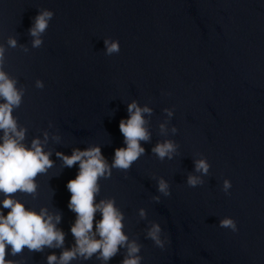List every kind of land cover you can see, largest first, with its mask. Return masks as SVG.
I'll list each match as a JSON object with an SVG mask.
<instances>
[{"label":"clouds","instance_id":"9594fccd","mask_svg":"<svg viewBox=\"0 0 264 264\" xmlns=\"http://www.w3.org/2000/svg\"><path fill=\"white\" fill-rule=\"evenodd\" d=\"M54 12L42 8L33 18L28 30L31 37V48L42 47L43 36L46 33ZM104 52L112 56L120 52L118 40L105 38ZM9 48H20L29 53L28 45L20 44L16 36H8L5 43H0V264H19L18 261L8 259L10 254L16 257L25 249L29 252H43L48 249H62L59 255L52 253L47 256V264H71L72 261H88L94 256L100 264H109V261L124 251L120 264H141L140 255L143 245L138 239H132L125 232V214L117 206L115 197L100 198L101 180L111 178L113 170L127 173L146 151L143 143L151 142L149 125L153 109L145 104L140 106L133 100L127 105L128 117L119 121V131L123 135L124 147L114 150L111 162L102 154L101 146L90 144L84 149L73 148L70 155L61 151H54L49 143L60 144L62 137L58 132L42 131V136H35L30 143L26 142L28 127L19 122L14 112L21 107L26 94V86L19 83L18 77L5 70L6 53ZM35 87L43 89L42 80H35ZM170 95V93H168ZM168 119L158 125L159 134L167 137L169 133L176 135L175 126L168 127L174 115L173 109L165 108ZM49 129L53 124L49 122ZM179 145L172 139H164L152 147L151 152L161 162L172 160L178 155ZM62 161V167L72 168L78 165V172L74 179L67 182L70 192L68 208L75 213L76 219L70 228L74 244L65 247V232L58 227L61 222V213L50 211L47 206L38 210L30 208L17 198V193L37 196V177L47 174L53 168L55 161ZM194 172L187 175L186 184L189 187L201 186L205 183L204 177L209 176L210 167L207 158L200 156L193 160ZM155 178V177H154ZM157 180V191L164 197L171 195L170 183L163 177ZM231 181L225 179L222 191L231 195ZM161 195L152 199L159 202ZM3 209H7L4 214ZM100 214L97 220L96 214ZM140 219H146L144 208L138 210ZM219 226L229 229L233 233L238 231L237 222L231 217L219 220ZM162 228L159 223L150 222L145 238L154 245L163 249L167 237L162 238ZM10 249V252H9Z\"/></svg>","mask_w":264,"mask_h":264}]
</instances>
